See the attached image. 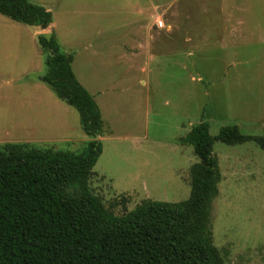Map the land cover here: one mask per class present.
I'll return each mask as SVG.
<instances>
[{
    "label": "rangeland",
    "instance_id": "rangeland-1",
    "mask_svg": "<svg viewBox=\"0 0 264 264\" xmlns=\"http://www.w3.org/2000/svg\"><path fill=\"white\" fill-rule=\"evenodd\" d=\"M98 103L105 134L91 179L116 215L191 191L193 125L237 124L264 135V0H31ZM162 20L164 25L157 26ZM40 27L0 13V146L31 142L81 152L91 139L77 109L41 81ZM222 179L213 242L226 264H264V149L214 143Z\"/></svg>",
    "mask_w": 264,
    "mask_h": 264
},
{
    "label": "trees",
    "instance_id": "trees-1",
    "mask_svg": "<svg viewBox=\"0 0 264 264\" xmlns=\"http://www.w3.org/2000/svg\"><path fill=\"white\" fill-rule=\"evenodd\" d=\"M0 13L40 28L53 22L51 11L31 0H0ZM37 38L46 53L41 81L77 109L91 139L81 152L31 142L0 146V264H226L210 225L222 179L214 143L254 141L264 149V135L243 133L237 124L213 135L201 120L179 138L198 157L190 196L145 200L116 215L91 187L102 150L97 137L105 134L100 107L56 35Z\"/></svg>",
    "mask_w": 264,
    "mask_h": 264
},
{
    "label": "crops",
    "instance_id": "crops-1",
    "mask_svg": "<svg viewBox=\"0 0 264 264\" xmlns=\"http://www.w3.org/2000/svg\"><path fill=\"white\" fill-rule=\"evenodd\" d=\"M51 25H52V23H51ZM51 25H49V26L46 27V28H41V29H39V30L36 29V32L39 33V34H41V31H42V32H46L47 30H49L48 28H51Z\"/></svg>",
    "mask_w": 264,
    "mask_h": 264
},
{
    "label": "built area",
    "instance_id": "built-area-1",
    "mask_svg": "<svg viewBox=\"0 0 264 264\" xmlns=\"http://www.w3.org/2000/svg\"><path fill=\"white\" fill-rule=\"evenodd\" d=\"M156 24H157V26L162 27L164 25V22L159 19L156 21Z\"/></svg>",
    "mask_w": 264,
    "mask_h": 264
}]
</instances>
